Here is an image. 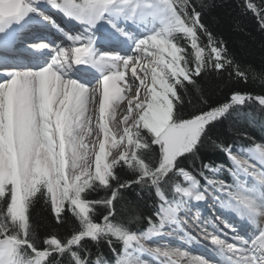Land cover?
Segmentation results:
<instances>
[{"label": "snow or ice", "instance_id": "1", "mask_svg": "<svg viewBox=\"0 0 264 264\" xmlns=\"http://www.w3.org/2000/svg\"><path fill=\"white\" fill-rule=\"evenodd\" d=\"M205 8L202 0H0V264H148L145 256L178 264L188 253L144 242L182 230L180 213L208 200L230 219L201 222L216 259L188 264H264V144L247 148V164L220 140L225 120L247 118L253 106L264 114V70L242 67ZM241 13L264 31V0H242ZM21 40L31 56L10 63ZM249 72L262 94L232 90L210 102L198 83L216 73L247 84ZM207 147L224 164L202 159ZM130 190L159 201L146 229L131 230L138 215L113 222ZM39 201L65 235L37 234L30 209Z\"/></svg>", "mask_w": 264, "mask_h": 264}, {"label": "trees", "instance_id": "2", "mask_svg": "<svg viewBox=\"0 0 264 264\" xmlns=\"http://www.w3.org/2000/svg\"><path fill=\"white\" fill-rule=\"evenodd\" d=\"M202 2L206 5V18L214 26L216 35L226 41L228 49L242 67H245L246 70H255L257 73L264 70V31L259 28L253 15H242V0H202ZM198 83L200 88L211 98L210 102L224 100L232 90L262 94L259 80L253 81L250 72L247 84L237 79H226L216 73L203 76V79L198 80ZM191 110V108L188 109V111ZM262 123H264V114H261L256 106H253L249 112V117L244 119L232 118L223 122L220 126V140L228 141L237 146L264 144ZM202 159L211 160L217 165L224 163V157L212 147L203 150ZM189 163L194 162L190 161ZM224 178L231 182L229 177L224 176ZM158 203L159 201L153 194L145 193L142 198H138L135 190H130L126 194V201L123 202V206H118L119 215L113 222L119 223L138 215L139 222L132 221L131 230L142 229L146 226L145 218L154 214ZM30 212L37 234L41 238L54 230L62 236L67 233L66 228L55 227L51 209L43 201L35 203ZM89 247L93 251L96 250V246L92 242H90ZM101 251L106 257H111L106 245L102 246Z\"/></svg>", "mask_w": 264, "mask_h": 264}, {"label": "bare ground", "instance_id": "3", "mask_svg": "<svg viewBox=\"0 0 264 264\" xmlns=\"http://www.w3.org/2000/svg\"><path fill=\"white\" fill-rule=\"evenodd\" d=\"M60 23L69 28L76 27L75 25H69L68 22L63 19L60 21ZM36 27L37 26L33 25L34 30ZM47 30L48 32L52 31L51 29ZM48 38L52 39L54 37L49 36ZM21 42L22 43L15 45L14 52L9 53L10 56L8 58L10 63L16 60L17 58L21 59L23 62H27L26 59H22L23 54H25L27 51L25 50L23 40H21ZM27 56L28 58H30L31 53L28 52ZM113 131L115 132L116 130L113 129ZM217 208H219V205L213 203L211 200H208L207 202H199V207H193L190 205L185 212L180 213L179 218L183 222L182 230L177 229L176 231H169L167 237L157 240L154 243L144 242L146 243L145 246L149 245L151 249H154L156 247L163 248L166 246L169 250L179 249L181 252L188 253V257H174V259L178 260V264H188L189 258L197 257L203 258L205 260L214 261L216 256L213 252H211V249L214 250L215 246L212 244L210 236L205 235V232L203 231L205 225L201 222L208 221L215 223L217 222V218H219L220 221L230 219L221 215L220 212L217 211ZM215 213L218 215H216ZM219 216L222 217L220 218ZM220 226L223 227V224L221 223ZM209 229L212 230L211 227H208V232H212L209 231ZM224 231L228 232L229 235H231L229 229H224ZM189 236L193 237L194 240L189 241ZM221 238L224 237L221 236ZM144 259L148 260V264H158V261H155L154 258H149L145 256Z\"/></svg>", "mask_w": 264, "mask_h": 264}, {"label": "rangeland", "instance_id": "4", "mask_svg": "<svg viewBox=\"0 0 264 264\" xmlns=\"http://www.w3.org/2000/svg\"><path fill=\"white\" fill-rule=\"evenodd\" d=\"M19 43H22V42L20 41L17 44H19ZM246 152H247V148H240V147L238 148L237 147L236 150H234L233 154L236 155L237 159L240 160L241 163L247 162V164H253L254 161L249 160L248 156L244 154ZM225 167H227V166H225ZM255 168L257 170H260L261 166H260L259 162H255ZM225 175L226 174L224 172H221V173H218V174H213L212 172H209V175L207 177H208L209 180H211L213 182H216V181H219V180H223V177Z\"/></svg>", "mask_w": 264, "mask_h": 264}]
</instances>
